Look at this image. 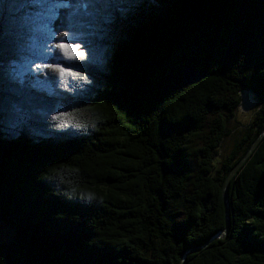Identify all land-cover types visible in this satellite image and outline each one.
<instances>
[{
    "label": "trees",
    "instance_id": "1",
    "mask_svg": "<svg viewBox=\"0 0 264 264\" xmlns=\"http://www.w3.org/2000/svg\"><path fill=\"white\" fill-rule=\"evenodd\" d=\"M263 131L264 0H0V264H264Z\"/></svg>",
    "mask_w": 264,
    "mask_h": 264
},
{
    "label": "rangeland",
    "instance_id": "2",
    "mask_svg": "<svg viewBox=\"0 0 264 264\" xmlns=\"http://www.w3.org/2000/svg\"><path fill=\"white\" fill-rule=\"evenodd\" d=\"M41 10L35 11L37 15V24L40 25V29L46 34L42 36L41 39L35 38L32 41L33 47L37 50L36 57L24 60L23 68L27 71L38 72L47 65V55L50 52V41L49 37L51 36L50 27L48 26L52 17H54L55 11L50 9L40 7ZM48 37V38H47ZM70 43V42H69ZM14 68L20 70L17 62L13 63ZM256 102L253 94L250 91H241L240 93V105L237 108L234 118L230 121L228 125V136L225 138L221 148V154L216 160V165L218 166L224 155L228 154L233 148V144L238 140L242 132L246 129L247 125L251 121L252 117L256 112ZM14 233L7 228L4 224L0 223V243L10 244L14 241Z\"/></svg>",
    "mask_w": 264,
    "mask_h": 264
},
{
    "label": "water",
    "instance_id": "3",
    "mask_svg": "<svg viewBox=\"0 0 264 264\" xmlns=\"http://www.w3.org/2000/svg\"><path fill=\"white\" fill-rule=\"evenodd\" d=\"M181 74H182V77H183V79H184V81H185V83L187 85L197 84L202 79H204L206 77V74L203 71H201L199 69H196V70L195 69H191L189 67H186L185 69H183L181 71ZM263 139H264V131L261 132L259 137L255 140V142H253V144L250 147V149L248 150V152L244 155V157L231 170V172L228 174V176H227V178H226V180L224 182V186H223V190H222L223 200H224L225 208H226L225 209L226 229H225L224 233H226L228 231V229H229V207H228V189H229V185H230V183H232L231 181L233 180L234 176L245 165V163L248 161V159L251 157V155L254 153V151L256 150L257 146L259 145V143L262 142ZM216 237H219V235H216L213 239H215ZM205 246H203V248L200 247V248L193 249L190 252H198L200 250H203L205 248ZM188 252L182 257V260H181V262L179 264H183L185 262Z\"/></svg>",
    "mask_w": 264,
    "mask_h": 264
},
{
    "label": "snow or ice",
    "instance_id": "4",
    "mask_svg": "<svg viewBox=\"0 0 264 264\" xmlns=\"http://www.w3.org/2000/svg\"><path fill=\"white\" fill-rule=\"evenodd\" d=\"M80 55H83L82 53H80Z\"/></svg>",
    "mask_w": 264,
    "mask_h": 264
}]
</instances>
